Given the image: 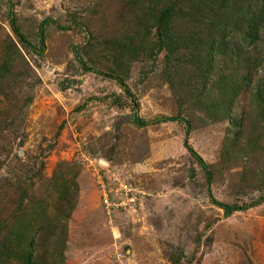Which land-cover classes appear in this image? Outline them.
<instances>
[{
  "label": "rangeland",
  "instance_id": "374dc122",
  "mask_svg": "<svg viewBox=\"0 0 264 264\" xmlns=\"http://www.w3.org/2000/svg\"><path fill=\"white\" fill-rule=\"evenodd\" d=\"M196 1L12 0L32 44L46 20L40 52L18 42L0 0L3 248L16 228L30 229L36 264H264V29L255 43L242 40L247 4L228 0L230 46L217 52L209 40L222 36ZM173 2L171 28L190 43L171 53L159 49L152 18ZM190 8L199 19L185 23ZM95 70L119 76L134 101ZM178 114L189 129L158 121ZM185 137L210 165V185ZM100 160L135 190L134 204L106 213ZM108 189L116 200V185ZM210 195L247 207L226 215Z\"/></svg>",
  "mask_w": 264,
  "mask_h": 264
},
{
  "label": "trees",
  "instance_id": "16d2710c",
  "mask_svg": "<svg viewBox=\"0 0 264 264\" xmlns=\"http://www.w3.org/2000/svg\"><path fill=\"white\" fill-rule=\"evenodd\" d=\"M9 3V9H8V20L9 24L11 26L12 32L18 42L22 44L24 47L32 48L35 51H42L44 47V25L46 23V20L40 23L38 36H39V44L34 45L32 44L26 36L21 32L16 15L14 14V11L12 9V0H7ZM180 1V0H175ZM209 0H198L196 1L197 4L200 6V11L204 15V19L207 23L206 28L211 29L213 32H217L221 37V40L218 38V42L215 38L210 37L209 40V46L210 48H213L217 46V52L226 51L228 50V46L230 44L227 42L226 38L228 37V34L231 33V26H228V19H229V12L228 8L230 7V4H228V0H223L221 5L215 7L214 9L217 10V12H211L209 13L206 11L209 6H207ZM247 4V6L243 9H241V12H239V18H240V24L242 26L243 30V36L242 40L248 39L251 43H255L258 39L261 38V34L263 32L262 29H264V0H256L249 2V0H244ZM191 13L189 15H186L183 17V21L185 23L198 20L199 18L197 14L193 11V8H190ZM176 3H168L162 8L159 9L158 13L152 18L153 25L152 29H156V42L158 44L159 49H167L169 51L174 52L177 51L180 43L187 46L190 43V36L188 34H183L182 36L178 34L176 35L175 32H173L171 28V22L173 20V17L176 15ZM238 27V26H237ZM217 34V35H218ZM141 46L144 47V43H141ZM76 51V49H75ZM235 55L240 56L244 50L236 49ZM208 55H211V53L207 52ZM79 57V56H78ZM78 60L82 63L85 70H91L93 68H90L85 65L84 61L81 58H78ZM1 66L0 69L5 70L7 68V64L9 65V61L6 58V55L3 56L1 60ZM98 73H104L103 75H107L108 77H111L117 81L120 82L121 86L125 88V91L132 97V101H134L133 94L128 90V88L125 87L126 84L122 81V79L117 76L106 72H100L99 70H95ZM245 78H247L246 75H244ZM259 97L263 100L264 103V94L259 92ZM138 103L135 101L133 102V108L137 109ZM180 121L184 120L187 125V129H189V122L186 121L184 118H182L179 114L176 116H167L164 118H160L158 121ZM134 121L137 125L142 126L145 125L146 122L139 118L137 114L134 116ZM233 123L237 129L241 126V120L233 119ZM238 134V133H237ZM187 135V132H186ZM184 144L185 147L188 149L190 155L196 160L198 164H200L201 168L203 169L206 180L208 185H210L211 177H212V171L210 168V165L191 147L189 146L187 142V138H184ZM211 201L218 205L226 215L232 214L234 211H239L242 209H245L247 206H239L237 204H226L222 202L216 201L211 195H210ZM264 200V196L261 198L260 202ZM259 202H253L252 205H256ZM1 226V225H0ZM10 232H8L7 241L14 242L13 245L5 244L4 248L3 245L0 243V253L5 255V264H9V261L12 259L18 260L22 264H36V260L34 259V245L33 240L30 238L31 231L30 229H23V231H20L16 228H10ZM3 261V260H2ZM4 262V261H3ZM174 264H177L174 262Z\"/></svg>",
  "mask_w": 264,
  "mask_h": 264
},
{
  "label": "built area",
  "instance_id": "2783aa9c",
  "mask_svg": "<svg viewBox=\"0 0 264 264\" xmlns=\"http://www.w3.org/2000/svg\"><path fill=\"white\" fill-rule=\"evenodd\" d=\"M98 184L101 189L102 203L106 210V213L111 212V210H116L120 208H126L131 204H134L136 201V193L134 189L129 187L121 181L118 177V174L115 172H110V167L107 162L98 161V168L95 169ZM108 173V176L107 174ZM105 174L108 178L105 177ZM114 183L118 188V191H115L114 196L117 197L114 199L113 195H109L108 182ZM117 190V189H116ZM131 207V206H130Z\"/></svg>",
  "mask_w": 264,
  "mask_h": 264
}]
</instances>
